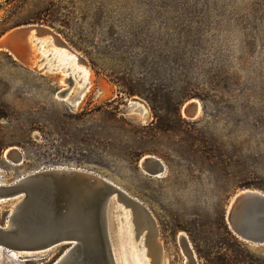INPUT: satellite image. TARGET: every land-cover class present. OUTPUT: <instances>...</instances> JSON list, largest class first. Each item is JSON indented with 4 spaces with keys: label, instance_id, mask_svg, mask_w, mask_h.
<instances>
[{
    "label": "rangeland",
    "instance_id": "374dc122",
    "mask_svg": "<svg viewBox=\"0 0 264 264\" xmlns=\"http://www.w3.org/2000/svg\"><path fill=\"white\" fill-rule=\"evenodd\" d=\"M27 23L49 26L86 62L58 64L55 50L68 51L51 37L31 43L38 71L0 49V182L83 167L150 210L158 264H186L183 232L195 264H264V244L235 237L224 217L236 191L264 192V0H0V36ZM191 98L195 117L181 112ZM10 146L21 161L4 155ZM149 154L161 175L140 165ZM68 246L25 261L0 248V264H51Z\"/></svg>",
    "mask_w": 264,
    "mask_h": 264
},
{
    "label": "water",
    "instance_id": "95a60500",
    "mask_svg": "<svg viewBox=\"0 0 264 264\" xmlns=\"http://www.w3.org/2000/svg\"><path fill=\"white\" fill-rule=\"evenodd\" d=\"M31 33L37 37L49 34L54 42L71 49L57 32L39 23L7 30L0 36V49L9 54L20 51L25 55L24 48ZM77 57L86 62L80 55ZM63 81H67L68 86L60 89L57 95L65 100L73 79L65 77ZM196 105V101H191L184 107L187 117L192 116ZM7 155L15 157L16 161L22 160L17 147H9ZM142 161L150 165L146 169L153 174L164 170L160 160L152 155L145 156ZM2 205H6L8 212L4 223H0V245L31 257L68 244L51 264H119L113 237L120 239L115 228L123 220L116 217L120 210H129L133 219L141 216L154 236L156 233L154 217L140 200L118 184L83 167L47 166L21 175L11 183L0 184V207ZM225 212L227 227L235 237L250 243H264V192L255 188L241 189ZM134 230L136 236L140 230ZM181 238L195 262L187 238L184 235ZM124 252L127 264H132L126 246Z\"/></svg>",
    "mask_w": 264,
    "mask_h": 264
},
{
    "label": "bare ground",
    "instance_id": "6f19581e",
    "mask_svg": "<svg viewBox=\"0 0 264 264\" xmlns=\"http://www.w3.org/2000/svg\"><path fill=\"white\" fill-rule=\"evenodd\" d=\"M41 36H42V39H41L42 42H45L46 39H49L51 37L49 34H42V35L38 36L39 39L37 40V36H34L31 33L30 36L28 37V40H27L28 44L24 48L25 55L22 56L20 54V51H18L17 53H10V54L14 58H17L20 62L26 63V65L28 67L36 69L38 71L39 68L37 66L38 64H37L36 60L34 59L35 58V55H34V52H33L34 48L31 46V43L34 42V40H37L38 43H39L40 42L39 40H40ZM43 36H45V37H43ZM45 43H47V41ZM40 44H41V42H40ZM56 44L60 45L61 47H63L64 49H66L68 51L67 54H64L65 50H60V51L59 50H55V53L56 52L57 53L55 55H53L54 56L53 58L54 59L57 58L58 64H62L63 65V64L71 62L72 63L71 65H76V60L77 59L79 60V58L77 57L78 54H76L72 49L65 48V46L60 44L59 42H57ZM45 45L46 44L41 45V49H39V50L48 51L47 49H45ZM49 46H50V43H49ZM46 47H48V45ZM49 53H51V52H49ZM68 54H72V55L68 56ZM20 56H22V57H20ZM74 58H76V60ZM78 69L81 72V75H79V78L83 81V84H85V82L87 81L86 77H87V74H88L89 71L88 70H84V68H78ZM73 73H75V72H73ZM65 100H67V99H65ZM191 101H196L197 102L196 109H195V111H194V113L192 114L191 117H195L201 112V103L199 102V100L196 99V98H191V99L185 101L184 105L182 106L181 112H182V114L184 116H186L185 113H184V107ZM77 102L72 104L73 107H75V105H77ZM129 104H130V106H134V107L135 106L142 107L140 109V111H139V109L137 110L138 111L137 113L139 115V118L144 121V114H142L141 111L146 110V108H145L146 106L143 105L142 101L138 97H134L132 100H129ZM10 147H16V146H10ZM8 149H9V147L5 150L4 155H6ZM145 156H147V155H145ZM145 156H143V158ZM152 156H154V155H152ZM154 157H156V156H154ZM143 158H141V160H140V163H142L140 165L141 166H150V165H147L145 162L142 161ZM156 158H158V157H156ZM159 160L162 163L161 159H159ZM152 168H154V167H152ZM162 172H163V170L162 171H157V173H159L157 175H161ZM0 184H4V183L0 182ZM238 192L239 191H236L231 196V198L229 199L228 204L226 206V209L229 207V205L232 202L235 194L238 193ZM120 211L121 212L116 214V217L117 218L118 217H122L123 220L119 221V224L117 223V225L115 226L117 231H119V233H120V239L113 237V249H114V253L117 255L116 256L117 262H119V264H127V259L125 258V253L126 252H124V246H126L127 254L131 258L130 262L132 264H158V262L160 260V257H161V248H160L159 243L155 239V236L153 235L152 228H150V226L147 225V223L143 220V218L141 216L138 215V216L135 217V219H133V216L131 217L132 213L130 214L129 212H124V210H120ZM135 228L137 229V231L140 230V232L138 231L136 236L134 235L135 234V230H134ZM144 229H146V231H145V233L142 234ZM133 232H134V234H133ZM182 234H180V244H181V247L183 248V253L186 256V264H195V262H193L191 260V258H190V254H189V252H188V250L186 248V245L184 243V239L181 238ZM137 238H138V242H137V244L135 246V245H133V241H134V239H137ZM239 239H241V238H239ZM122 242H123V244H122ZM144 245H146V249L143 248ZM0 248H2L5 251L10 252L11 254H14L15 258H18L20 260L27 259L26 257H24L23 253H20V252L16 253L14 251H10L9 249H7V248H5V247H3L1 245H0ZM136 248H139L140 251H138ZM192 253H193V251H192ZM26 254L31 255V253H26ZM41 254L42 253H36L34 255H41ZM146 255L150 256L151 260L146 259L145 258ZM193 256H194V253H193Z\"/></svg>",
    "mask_w": 264,
    "mask_h": 264
},
{
    "label": "trees",
    "instance_id": "16d2710c",
    "mask_svg": "<svg viewBox=\"0 0 264 264\" xmlns=\"http://www.w3.org/2000/svg\"><path fill=\"white\" fill-rule=\"evenodd\" d=\"M96 110V109H95ZM65 116V113L63 114Z\"/></svg>",
    "mask_w": 264,
    "mask_h": 264
}]
</instances>
